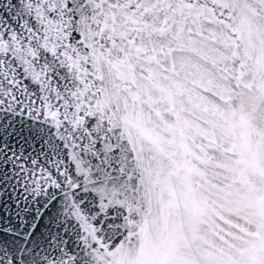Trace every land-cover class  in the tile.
Listing matches in <instances>:
<instances>
[{
    "label": "snow or ice",
    "instance_id": "snow-or-ice-1",
    "mask_svg": "<svg viewBox=\"0 0 264 264\" xmlns=\"http://www.w3.org/2000/svg\"><path fill=\"white\" fill-rule=\"evenodd\" d=\"M0 264H264V0H0Z\"/></svg>",
    "mask_w": 264,
    "mask_h": 264
}]
</instances>
